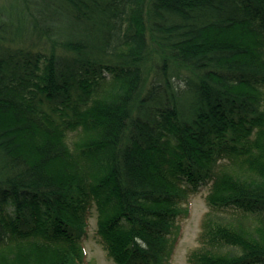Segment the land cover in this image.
<instances>
[{"label": "trees", "instance_id": "trees-1", "mask_svg": "<svg viewBox=\"0 0 264 264\" xmlns=\"http://www.w3.org/2000/svg\"><path fill=\"white\" fill-rule=\"evenodd\" d=\"M264 264V0H0V264Z\"/></svg>", "mask_w": 264, "mask_h": 264}, {"label": "rangeland", "instance_id": "rangeland-1", "mask_svg": "<svg viewBox=\"0 0 264 264\" xmlns=\"http://www.w3.org/2000/svg\"><path fill=\"white\" fill-rule=\"evenodd\" d=\"M209 188L207 184H201L187 203L190 214L179 217L178 224L179 242L176 251L169 264H191L189 261L190 252L199 246V235L202 230V220L205 213L209 210L207 204V194ZM97 213L90 216L88 233L84 239L87 249V264H116L108 257L101 238L97 233Z\"/></svg>", "mask_w": 264, "mask_h": 264}]
</instances>
